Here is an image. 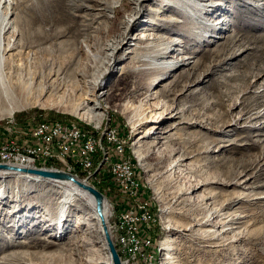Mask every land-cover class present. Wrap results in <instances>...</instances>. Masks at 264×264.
I'll use <instances>...</instances> for the list:
<instances>
[{
	"label": "rangeland",
	"instance_id": "1",
	"mask_svg": "<svg viewBox=\"0 0 264 264\" xmlns=\"http://www.w3.org/2000/svg\"><path fill=\"white\" fill-rule=\"evenodd\" d=\"M209 1L220 6L211 11L206 0H174L177 3L174 7L185 10L183 19L171 11L155 14L158 9L155 0L139 4V24L128 36L130 43L135 44L132 38L141 32L148 35L147 42L154 53H160L161 47L155 48L168 42L157 38L160 36L171 42L187 43H172L168 53L174 58L167 59L165 70L172 66L177 70L156 88L157 100L124 98L135 81L132 72L118 81L127 61L117 65L113 76L106 74L109 84L116 82L118 95L103 102L97 127L83 119L81 100L91 90L80 77H75V71L83 66L88 67L89 74L98 73L101 68L86 57L85 45L79 44L82 52L77 59L70 34L13 58L4 53L5 75L16 88L12 107L17 105L18 109L11 116H2L9 103L0 100L1 132H6L10 123L11 131H18L54 121L56 125H71L84 133H97L105 130L108 118L120 130L126 144L125 157L130 159L142 194L133 196L126 193V187H116L100 155L94 156L93 174L91 170L84 171L70 151L72 157L67 163L70 171L65 172L105 196L108 223L118 221L115 216L126 209L148 206L153 222L140 227L137 238L150 239V251L154 253L150 264H165L161 244L166 240L173 247L169 264H264V1ZM12 2L16 8L4 10L1 16H7V22L21 16L19 0ZM120 3L107 20L96 18L94 27L97 22L109 26V37L105 36V27L94 34L96 40L106 42L123 32L125 21L134 11V1L120 0ZM23 4L28 7V30L36 28L42 19L37 18L33 0H24ZM40 6L42 18L54 10L51 0H44ZM168 19L189 22L192 38L168 25ZM158 21L163 28L154 31L152 23ZM64 25L56 22L53 28ZM18 34V30L11 28L6 32V41L16 43ZM185 47L187 50L182 52ZM189 57L194 63L187 66L184 62ZM17 83H29L31 87L23 93L17 90ZM158 100L161 109H157ZM127 106L131 109H126ZM179 110L191 123L169 130L178 123V119L169 117ZM134 111L137 119L130 120ZM159 115L163 124L150 123L146 129L161 125L163 130H169L172 136L168 147L156 155L147 152L143 145L145 157L138 161L134 152L139 146L136 145L139 135L134 124ZM62 119L64 122L59 121ZM108 143L102 141V159L106 157L102 149L108 151L109 157ZM182 156L188 158L181 162L182 166L175 167V160ZM58 166L60 169H55L65 170ZM35 179L0 175V264H89L92 255L104 260L105 250L97 235L91 246L72 242L71 237L79 231L75 228L72 207L67 219L59 225L62 190L58 186L62 185ZM198 185L199 189L189 192ZM202 221L206 222L204 226L198 224ZM111 237L121 261L124 256L116 237Z\"/></svg>",
	"mask_w": 264,
	"mask_h": 264
},
{
	"label": "bare ground",
	"instance_id": "2",
	"mask_svg": "<svg viewBox=\"0 0 264 264\" xmlns=\"http://www.w3.org/2000/svg\"><path fill=\"white\" fill-rule=\"evenodd\" d=\"M23 1L24 0H19L18 2L21 8V16L17 18L14 17L15 19H12L11 22H7L8 21L7 16L1 17L3 11L14 10L16 8V4L13 3L12 0H0V100L3 99L7 103H9L7 108L8 110H4L2 116H6V115L11 116L12 113L16 109H18L17 105L15 107H12L13 104L12 101L14 99L13 93H14V89L16 88L13 86L14 82L12 83L11 80L7 78V76L5 75L6 74L5 70L7 69L6 68L7 66L5 65L4 53L5 55H7V58L8 57L13 58L18 53H23L26 50L32 51V49H35L37 47L41 48L42 44L46 43L47 41H50L54 38L62 37L66 34H70V37H72L71 43L74 47L73 50H75V52L77 53L75 59H77L78 58L77 55L82 52V48L79 46V44H81V46L85 45L87 49V51L85 52L86 57L91 61V64H100L101 68H98V73L89 74L88 67L83 66L81 69L75 71V77H80V79H82L84 86L91 90L88 91V93H86L81 100V105H82L81 110H83V115H84L83 119L86 123L94 127H97L98 123L101 121L102 118V113L100 111L102 109L101 106L103 102L108 100L110 97H113L114 95L115 96L118 95L115 94L116 92L115 87L117 85L116 82L114 83L110 82L109 84V81L107 82L105 79L106 74L109 73L111 74V76H113V74L117 70V65H119L121 62L127 61V63L120 70L121 74H120V79L118 81L124 79V77L129 72L134 73L135 81L133 82L134 88L129 93L125 94L124 98L126 100H130V98L133 97L142 98L144 100H157L158 93L155 91L156 88L162 86L163 83L171 76V74L177 70L175 66H172L168 70H165L167 64L169 63L168 62L169 60L167 59L174 58L171 55V53L170 54L168 53V51L171 50V46L173 45L172 43H176V44L187 43V41L185 42L181 40L180 41L173 40L171 42L167 37L156 36L159 39H166V41L168 42L166 43L164 42V46L159 45L155 48V49H159L161 47L160 53H154V51H151V44L147 42L149 40L148 35H146L144 32H141L139 33L138 36L132 38V40L135 41V44L130 43L129 39L131 38L128 39V36L130 32L133 31L139 24L138 23V20L140 18L139 4L141 5V3L143 4L145 1L148 0H133L134 11L125 21L123 32L118 37H114L106 42L105 41L103 42L102 40L100 41L96 40L94 34L100 33L101 30L106 27L105 36L109 37V32H108L109 26L106 25L105 22H101V23L97 22L96 23L97 26L94 27L96 18L99 19L103 18L105 20H107V18H110L108 14L115 13V7L117 6V4L120 3V0H51V2L54 3V10L53 12H50L48 16H45L46 14L44 13L45 14L43 15L44 18H42V16L41 17L39 16V11L41 8L40 4L44 0H33V3L35 4L34 7L37 8L35 10L38 11V13L36 14L37 18L42 19V21H40L41 24L38 25L36 28L29 30L27 28L28 23L30 22L27 21L29 20L28 11H27L28 7L23 4ZM206 1L210 3L208 7L210 8L211 11L217 8L218 6H220V4H215L212 1L209 0ZM155 2L158 6V9L154 11L155 14H163L164 12L171 11L172 13L179 14V17L183 19L185 10H182L180 7L179 8L174 7V4L175 6H177L176 5L177 3H175L174 0H155ZM100 7H102V9H99ZM30 8L32 9V6ZM10 14L12 15L13 12H11ZM18 15H20V13ZM158 20L160 19L158 18ZM56 22H64L65 25L62 27L53 28L54 27L53 24ZM166 22L171 27L179 28L186 34L188 33L187 36L189 38H192V34L190 32L191 26L189 22L185 20L180 21L179 19H168L166 20ZM152 24L155 27L154 31H159L163 28V25H161L159 21L153 22ZM11 28L18 30L19 32L18 35L20 37L18 38V40L15 41L16 43L13 44H11L10 41H6L7 38L5 37L6 32L8 30H11ZM147 30L148 29H146V31ZM209 31H214V30L209 29ZM186 50L187 49L185 47L182 50V52H185ZM101 56H103L102 61H101ZM190 59L191 58L189 57L187 58L188 62L187 63L184 62L187 66L189 64L194 63L189 61ZM78 61L79 59L76 60V62ZM84 61H86V59ZM75 77L74 79H76ZM142 84H146V86L140 87ZM17 86H18L17 90L23 93H25L26 91L28 92L31 87L29 83L28 84L17 83ZM97 88L99 89L97 90ZM156 106L157 109L158 107H160L159 109L162 108L160 100L156 101ZM168 107L169 106H167L166 108ZM126 109H131V106L129 107L127 106ZM131 111H133V109ZM173 111L174 110H172L171 113ZM181 113L182 111L179 110L174 114L170 115L169 118L171 120L178 119V123L171 125L169 130L174 129L177 126L179 127L187 126L191 123L185 118H183ZM129 119L130 120L137 119L135 111L132 112V115L129 117ZM160 121L163 124V119H161L159 115L155 117V119L152 120L148 119L143 122L138 121L137 123L134 124L133 128L137 131L136 134L139 135L136 139L137 142L136 145L139 146L136 147V150L134 152L135 157L137 158L138 161H142L143 158L145 157L143 145L146 147L147 152H152L154 154H156L160 149L164 148L165 146L168 147L167 145L168 141L172 136L171 134H168L169 130L166 131L163 130V128H161V125H156L146 129L147 124L150 123L157 124L158 122L160 124ZM42 125H48V124H42ZM1 131L2 130H0V132ZM124 145L126 148L125 141H124ZM70 151L71 153L75 154L72 150L62 149V161H64V163L66 164L68 163L69 158L71 159L72 157ZM102 151H105L103 154L106 157L104 158L108 159L109 158L108 151L104 149H102ZM186 158L188 157H183V156L177 157V159L175 160L176 161L175 167L182 166L181 162ZM81 166L84 168V171L87 172L90 171L87 165H81ZM9 174L23 176L28 179L36 178L39 180L48 181L49 183L51 182L62 185V187L58 186L62 190V200L60 203L59 218H58L59 225H61L64 222V220L67 219L68 211L72 207L73 214L76 217L75 228L79 230L78 234L76 233V235H73L71 237L72 242L74 244H77L80 241L85 243L87 246H91L93 244L94 236L97 235L103 244V249L105 250V258L103 260L98 255H92V257H90V259L88 260V263L112 264L110 254L105 244L102 225L96 213V202L94 198L87 191L83 190L82 188H80L79 186H77L72 182H63L53 179H43L39 176L30 175V174L0 171V175H9ZM81 182L88 185L83 181ZM196 189H199V185L198 187L196 186L193 187L189 192H192ZM189 192H186L185 194ZM104 216H105L108 232H110V228H108V224L110 227V223H108L107 221L106 206L104 209ZM198 224L200 226H204L206 222L202 221ZM169 229L171 230V228ZM161 246H162V250L165 251L164 254L165 264H169L172 259L171 251L173 250V247L172 245H170V242L167 240L165 242H162Z\"/></svg>",
	"mask_w": 264,
	"mask_h": 264
},
{
	"label": "built area",
	"instance_id": "3",
	"mask_svg": "<svg viewBox=\"0 0 264 264\" xmlns=\"http://www.w3.org/2000/svg\"><path fill=\"white\" fill-rule=\"evenodd\" d=\"M11 124L6 125V132H0V163L25 168H55L53 165H60L64 171H70L62 161V149H69L75 153L80 164L87 165L94 174V156L100 155V161H106L107 171L116 187H126V193L133 196L142 194L139 183L135 182L130 159L125 157V140L111 119L108 118L105 130L97 133H84L71 125L56 123H37L26 130L11 131ZM102 141H109V159L101 158ZM46 164L52 166L46 167ZM115 218L118 221L110 223L109 228L124 256L121 264H150L151 254H154L150 251V239L137 238L139 228L153 222L148 206L126 209Z\"/></svg>",
	"mask_w": 264,
	"mask_h": 264
},
{
	"label": "water",
	"instance_id": "4",
	"mask_svg": "<svg viewBox=\"0 0 264 264\" xmlns=\"http://www.w3.org/2000/svg\"><path fill=\"white\" fill-rule=\"evenodd\" d=\"M0 171L30 174V175L39 176L43 179H53L63 182H72L77 186H79L80 188H82L83 190L87 191L94 198L96 202V213L102 225L105 244L110 254L111 262L112 264H121L119 255L116 252L115 246L111 240L110 234L106 226L104 209L108 201L105 198V196L102 193H100L97 189L82 183L81 180H79L74 174L55 168H23L13 164L0 163Z\"/></svg>",
	"mask_w": 264,
	"mask_h": 264
},
{
	"label": "trees",
	"instance_id": "5",
	"mask_svg": "<svg viewBox=\"0 0 264 264\" xmlns=\"http://www.w3.org/2000/svg\"><path fill=\"white\" fill-rule=\"evenodd\" d=\"M124 3H125V0H124ZM15 116V115H14ZM13 116V117H14ZM60 122H64V120L62 119V120H59ZM47 122H50V123H53L54 121H47ZM66 123V122H65ZM80 124V123H79ZM3 124H1L0 123V127L2 128L3 126H2ZM81 125V124H80ZM82 126V125H81ZM128 152V151H127ZM46 167H51L52 165H50V164H46L45 165ZM53 167H55V168H59L60 169V167L58 166V165H53ZM102 192V191H101Z\"/></svg>",
	"mask_w": 264,
	"mask_h": 264
}]
</instances>
